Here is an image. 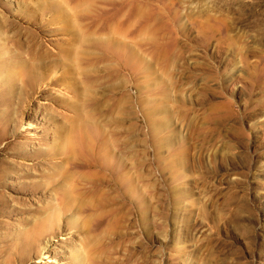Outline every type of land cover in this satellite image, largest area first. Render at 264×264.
<instances>
[{"label":"rangeland","instance_id":"obj_1","mask_svg":"<svg viewBox=\"0 0 264 264\" xmlns=\"http://www.w3.org/2000/svg\"><path fill=\"white\" fill-rule=\"evenodd\" d=\"M0 264H264V0H0Z\"/></svg>","mask_w":264,"mask_h":264},{"label":"bare ground","instance_id":"obj_2","mask_svg":"<svg viewBox=\"0 0 264 264\" xmlns=\"http://www.w3.org/2000/svg\"><path fill=\"white\" fill-rule=\"evenodd\" d=\"M44 66H45V65H44ZM42 67H43V65H42ZM35 71H36V69H35ZM37 72H38V71H37ZM35 73H36V72H35ZM41 73H42V72H41ZM45 73H46V72H45ZM46 75H48V74L46 73ZM23 122H24V119H23ZM25 123H27V124L29 125L31 122H30L29 120H26ZM69 235H70V233H67L65 237H67V236L70 237ZM68 237H67V238H68ZM63 238H64V237H63ZM67 238H66V240H67ZM68 239H69V238H68Z\"/></svg>","mask_w":264,"mask_h":264}]
</instances>
